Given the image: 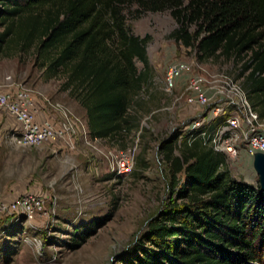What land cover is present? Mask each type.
Masks as SVG:
<instances>
[{"label": "trees", "instance_id": "16d2710c", "mask_svg": "<svg viewBox=\"0 0 264 264\" xmlns=\"http://www.w3.org/2000/svg\"><path fill=\"white\" fill-rule=\"evenodd\" d=\"M131 7L135 20L170 11L177 43L200 61L232 62L233 80L243 78L242 91L264 119V0H0V56L13 45L35 50L49 78L62 77L86 111L90 137L115 139L139 127L130 112L149 80L151 37L132 32ZM223 122L161 143L171 192L185 203L171 200L150 222L152 247H141L133 264H264V192L233 179L227 157L208 144Z\"/></svg>", "mask_w": 264, "mask_h": 264}, {"label": "rangeland", "instance_id": "374dc122", "mask_svg": "<svg viewBox=\"0 0 264 264\" xmlns=\"http://www.w3.org/2000/svg\"><path fill=\"white\" fill-rule=\"evenodd\" d=\"M135 9L125 13L135 35L151 37L149 80L130 112L135 118L131 124L139 127L115 139L90 137L86 111L63 90L62 77L49 78L35 50L24 52L13 45L0 56V89L9 77L23 84L40 115L70 128L57 141L18 148L11 138L22 126L1 113L0 202L32 193L44 197L45 205L31 222L0 217V264H133L141 247H152L146 239L150 222L164 214L171 200L181 202L171 192L161 143L187 134L195 122L207 118L212 105L226 106L243 78L233 80L238 72L232 62L200 61L195 51L177 43L171 35L178 24L170 11L135 20L130 14ZM177 64L186 68L169 90V69ZM136 66L145 71L141 62ZM199 93L211 106L191 102ZM125 157L131 169L121 172ZM227 169L236 181L259 186L252 158L245 153L227 159ZM84 233L89 234L85 242L76 246L80 240L74 242L75 236Z\"/></svg>", "mask_w": 264, "mask_h": 264}, {"label": "built area", "instance_id": "2783aa9c", "mask_svg": "<svg viewBox=\"0 0 264 264\" xmlns=\"http://www.w3.org/2000/svg\"><path fill=\"white\" fill-rule=\"evenodd\" d=\"M185 68V65L177 64L169 69V90L174 87L175 80ZM194 83L195 86L198 84L196 81ZM235 92V96L226 106L212 105L208 111V119L195 122L189 132L201 129L211 121L223 117V124L210 135L208 144L217 153L224 154L227 159H236L241 153L253 158L256 153H264V119L253 110L241 88L235 89ZM191 102L211 106L209 99L201 93ZM1 113L14 117L22 126V130L13 132L11 138L12 144L18 148L40 147L57 141L70 131L67 124L57 125L53 120H39L40 110L31 90L23 84L15 83L10 77L0 89V115ZM202 135L206 137L207 133ZM119 169L121 172L130 171L129 158L125 157L121 161ZM44 205V197L27 193L14 201L0 202V217L12 216L16 220L25 217L31 222L43 211Z\"/></svg>", "mask_w": 264, "mask_h": 264}, {"label": "water", "instance_id": "95a60500", "mask_svg": "<svg viewBox=\"0 0 264 264\" xmlns=\"http://www.w3.org/2000/svg\"><path fill=\"white\" fill-rule=\"evenodd\" d=\"M252 164L259 177V186L264 192V153H256L252 158Z\"/></svg>", "mask_w": 264, "mask_h": 264}, {"label": "crops", "instance_id": "0c3cea01", "mask_svg": "<svg viewBox=\"0 0 264 264\" xmlns=\"http://www.w3.org/2000/svg\"><path fill=\"white\" fill-rule=\"evenodd\" d=\"M46 118H47V115H46V113H45V115L44 116H42V115H39V120H46Z\"/></svg>", "mask_w": 264, "mask_h": 264}]
</instances>
